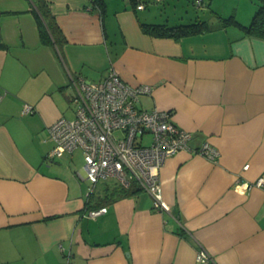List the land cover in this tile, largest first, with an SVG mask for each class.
<instances>
[{"label":"crops","instance_id":"1","mask_svg":"<svg viewBox=\"0 0 264 264\" xmlns=\"http://www.w3.org/2000/svg\"><path fill=\"white\" fill-rule=\"evenodd\" d=\"M47 1L61 52L40 40L31 0H0V264H264V185L255 184L264 179V38L213 14L246 25L257 1L203 0L210 29L178 40L140 29L157 0H138L139 9L104 0L103 12L90 0ZM110 69L150 85L138 106L171 111L193 148L219 151L216 160L183 150L166 158L168 211L140 188L108 200L104 181L88 201L81 149L47 158L48 127L74 115L72 78L98 81ZM24 104L33 111L23 114ZM95 206L107 211L84 215ZM199 247L210 262L197 259Z\"/></svg>","mask_w":264,"mask_h":264},{"label":"built area","instance_id":"2","mask_svg":"<svg viewBox=\"0 0 264 264\" xmlns=\"http://www.w3.org/2000/svg\"><path fill=\"white\" fill-rule=\"evenodd\" d=\"M195 1L203 5L202 0ZM143 6L140 2L136 8ZM71 81L74 115L59 117L48 127L53 146L47 158H60L80 148L90 183L87 196L100 180L111 177L124 187L134 184L143 189L151 195L153 209L168 211L159 182V169L166 158L183 150L217 159L219 151L208 142L197 148L190 145L192 133L173 121L171 111L138 106L140 96L151 93L150 85H130L113 69L98 81L82 77ZM32 111L31 105L24 104L21 112ZM255 184L264 185V179ZM106 211V206H98L87 208L84 215L95 218ZM197 259L211 261L202 247L198 248Z\"/></svg>","mask_w":264,"mask_h":264},{"label":"trees","instance_id":"3","mask_svg":"<svg viewBox=\"0 0 264 264\" xmlns=\"http://www.w3.org/2000/svg\"><path fill=\"white\" fill-rule=\"evenodd\" d=\"M33 3L32 13L36 18L38 25V31L40 40L44 44L55 46L60 50L63 43L65 42L64 35L55 19V15L50 8V4L47 0H31ZM94 6H96L101 12L104 11L105 1L104 0H90ZM136 6L138 0H131ZM257 8L251 17V20L248 24H241L234 15L221 16L217 12H213L214 16L218 19L221 25L235 24L240 26L245 34L251 36H257L264 38V0H256ZM203 3V0H202ZM140 29L142 32L157 36V37H171L175 40H178L185 36H190L194 34L202 33L206 30H209V24L206 20L195 19L192 22L170 25L166 22H153L145 23L140 22ZM139 187L132 184L129 187H124L119 183H113L111 187L106 189L105 198L108 200H114L124 196L132 195L137 192ZM92 193L89 195L88 201L92 196ZM87 201V202H88ZM98 207V206H95ZM90 207V208H95Z\"/></svg>","mask_w":264,"mask_h":264},{"label":"rangeland","instance_id":"4","mask_svg":"<svg viewBox=\"0 0 264 264\" xmlns=\"http://www.w3.org/2000/svg\"><path fill=\"white\" fill-rule=\"evenodd\" d=\"M146 12L151 15L153 22H168V24H183L192 22L195 18L214 20L212 12L208 6H198L195 0H163L151 2L146 6ZM90 79L97 80V78L90 77ZM69 114V113H68ZM67 114V115H68ZM71 115L67 116L70 117ZM75 160L72 165L76 170L81 168L80 152H74ZM106 183H116L114 178H106L99 181Z\"/></svg>","mask_w":264,"mask_h":264}]
</instances>
